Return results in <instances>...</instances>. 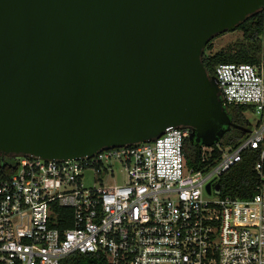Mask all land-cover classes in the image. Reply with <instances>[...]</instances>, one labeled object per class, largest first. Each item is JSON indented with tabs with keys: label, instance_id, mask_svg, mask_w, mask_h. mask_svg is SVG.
<instances>
[{
	"label": "water",
	"instance_id": "1",
	"mask_svg": "<svg viewBox=\"0 0 264 264\" xmlns=\"http://www.w3.org/2000/svg\"><path fill=\"white\" fill-rule=\"evenodd\" d=\"M264 0H0V158L73 160L234 124L206 45ZM210 193V182L205 187ZM214 189L218 191L219 185Z\"/></svg>",
	"mask_w": 264,
	"mask_h": 264
},
{
	"label": "built area",
	"instance_id": "2",
	"mask_svg": "<svg viewBox=\"0 0 264 264\" xmlns=\"http://www.w3.org/2000/svg\"><path fill=\"white\" fill-rule=\"evenodd\" d=\"M213 75L225 105H249L259 120L233 147L201 145L202 169L186 165L180 127L73 160L18 156L9 172L0 158V264H60L74 252L107 264H264V184L250 199L214 189L248 149L264 179V22L257 62L219 63Z\"/></svg>",
	"mask_w": 264,
	"mask_h": 264
},
{
	"label": "trees",
	"instance_id": "3",
	"mask_svg": "<svg viewBox=\"0 0 264 264\" xmlns=\"http://www.w3.org/2000/svg\"><path fill=\"white\" fill-rule=\"evenodd\" d=\"M264 22V13L259 11L249 16L244 22L238 25L233 30H240L244 42L231 45L227 49L216 51L210 55L202 56V62L209 75L214 74V69L219 63L236 62V63H248L254 64L257 62L260 52V34L262 32ZM230 30V31H233ZM228 32V31H227ZM212 40L206 45L205 48L211 46ZM251 108L249 105H226V111L230 117V120L239 126L244 128H250L251 125L245 116V111ZM247 132L244 129L231 128L220 139L219 144L223 147H233ZM201 145L192 143L188 139L184 143L183 154L185 163L188 167L194 169H202L207 163V160H203L201 151ZM217 153V152H216ZM215 154V153H214ZM259 159L258 149H248L242 153L241 160L234 166L224 172L219 180V195L222 197H230L233 199H250L256 193L257 186L264 184V179L260 178V175L255 169V165ZM13 159L6 157L3 160V167L6 171L13 169L11 164ZM261 174H264V164L260 170ZM61 211H64L61 209ZM64 228L69 226L62 225ZM60 264H107L105 258L99 253H86L81 254L74 252L61 260Z\"/></svg>",
	"mask_w": 264,
	"mask_h": 264
},
{
	"label": "rangeland",
	"instance_id": "4",
	"mask_svg": "<svg viewBox=\"0 0 264 264\" xmlns=\"http://www.w3.org/2000/svg\"><path fill=\"white\" fill-rule=\"evenodd\" d=\"M243 37H242V32L240 30H233V31H228L224 32L223 34L218 35L215 37L212 42L211 46L209 48H204L203 54L204 55H210L216 51L227 49L231 45H237L240 43H243ZM245 116L248 119L251 128H253L256 124V122L259 120V115H257L252 108H248L245 111ZM9 157H6L8 159ZM14 159L15 157H11ZM123 179V176L120 174V172L114 168V182L121 183ZM85 184H91V174L87 173L85 175ZM211 199H214L215 196L212 195L211 197H208Z\"/></svg>",
	"mask_w": 264,
	"mask_h": 264
}]
</instances>
